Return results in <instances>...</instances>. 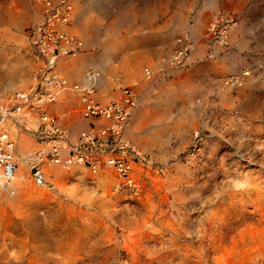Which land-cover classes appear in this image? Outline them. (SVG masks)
<instances>
[{
	"label": "rangeland",
	"instance_id": "1",
	"mask_svg": "<svg viewBox=\"0 0 264 264\" xmlns=\"http://www.w3.org/2000/svg\"><path fill=\"white\" fill-rule=\"evenodd\" d=\"M67 1L70 21L75 15L89 21L95 12L85 11V2L108 6L122 23L113 48L129 54L98 79L117 96L121 85L136 81L124 136L155 167L140 196L115 187L114 172L93 176L81 165L52 166V185L37 186L20 170L16 198H0V264H264V0ZM45 6L0 0V101L35 82L28 74L38 63L25 31ZM185 44L187 57L177 63ZM60 62L66 91L78 97L66 123L85 128L81 91ZM212 62L219 97H192ZM98 90L95 84L91 95L100 100ZM19 135L21 152L38 145Z\"/></svg>",
	"mask_w": 264,
	"mask_h": 264
},
{
	"label": "built area",
	"instance_id": "2",
	"mask_svg": "<svg viewBox=\"0 0 264 264\" xmlns=\"http://www.w3.org/2000/svg\"><path fill=\"white\" fill-rule=\"evenodd\" d=\"M46 3L43 20L26 27L28 50L36 58L35 82L16 89L0 101V183L9 186L23 161L27 178L37 186H50L54 177L51 167L68 169L73 165L85 167L93 176L114 172L115 187H123L140 196L145 181L155 167L154 160L124 136L125 125L136 105V81L121 85L117 97L106 103L91 95L92 86L78 83L71 86L81 91V113L89 119L87 127L72 137L58 123L57 113L49 104L69 86L68 79L58 67V59L73 55L83 46V39L70 32L72 4L61 0ZM216 22L211 23V29ZM188 45L177 50L174 60L183 63ZM146 77L152 73L143 68ZM90 78L95 76L89 71ZM20 133L29 135L38 145L21 152Z\"/></svg>",
	"mask_w": 264,
	"mask_h": 264
},
{
	"label": "crops",
	"instance_id": "3",
	"mask_svg": "<svg viewBox=\"0 0 264 264\" xmlns=\"http://www.w3.org/2000/svg\"><path fill=\"white\" fill-rule=\"evenodd\" d=\"M81 6L85 11L87 9H92L95 12L93 15H89L90 19L88 22H85V18L81 15H75L69 22V28L83 39V46L76 54L68 55V57L62 56L58 61H61V68L68 76L71 84L86 83L88 86L92 84L91 86L94 89L95 84L93 82L98 80L100 73L105 71L109 64L121 63L125 55L129 54V49L113 48L115 39L124 35V32L120 29L122 23L120 20H115L110 15V9L108 6L104 7L102 5L101 8L94 4L87 6L85 2H83ZM1 26L2 25H0V27ZM82 26L85 28L84 32L83 29H81ZM215 64H217V62H212L211 67L204 71L201 80H198V82L195 80L194 94L192 97H219V70L215 67ZM26 65L29 67L30 64ZM89 71H94L95 76L90 78V76H88ZM26 72H29L28 68ZM187 74L191 77H195L196 75L194 70H189ZM28 75L29 78H31L30 80L35 78V72L34 76H31L30 74ZM23 78H25V76ZM29 83V80H25L23 86H26ZM67 89L62 90L59 93L58 98L49 104V108L57 113L58 120L60 118L59 124L65 126L70 134L76 135L83 127L78 128L67 124L66 120L69 118L70 114L69 106H72V104L77 101L78 97H76L77 92L70 90L66 91ZM97 92V97L100 98V101L105 102L109 99L108 97H103L104 99L101 98L100 91L98 90ZM231 95L234 96V93L231 92ZM112 96L117 97V95ZM81 124L88 125L89 120L84 118L81 121ZM23 141L24 140L22 139L20 140L21 147H23ZM25 147H23V149ZM20 168H22V166ZM19 172L21 171L19 170L18 174Z\"/></svg>",
	"mask_w": 264,
	"mask_h": 264
},
{
	"label": "bare ground",
	"instance_id": "4",
	"mask_svg": "<svg viewBox=\"0 0 264 264\" xmlns=\"http://www.w3.org/2000/svg\"><path fill=\"white\" fill-rule=\"evenodd\" d=\"M76 10L78 11V9H76ZM42 20H43V18L41 20H38L37 22H41ZM210 27H211V25H210ZM81 29H83V32L85 31V28L83 26L81 27ZM70 32H72V31H70ZM93 83L97 84V86H99L101 98H103V97L104 98H107V97L110 98L113 95V93H111V90L109 89L110 88L109 85L103 79H98ZM21 166H22V168H20ZM54 166H56V165H54ZM19 170H23L24 173L26 172L23 161H20V163H19V166L16 170V173L13 177L12 184L9 185L8 189H6L5 191L0 190V198L5 199V200H12V199L16 198L17 195L14 193H16L17 190H20L23 186V175H22V171L19 172V174H18ZM24 179H25V177H24ZM0 186H2L1 183H0Z\"/></svg>",
	"mask_w": 264,
	"mask_h": 264
}]
</instances>
